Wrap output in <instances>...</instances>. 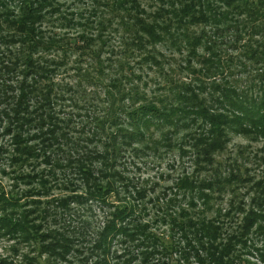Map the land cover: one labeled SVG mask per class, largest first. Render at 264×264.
I'll list each match as a JSON object with an SVG mask.
<instances>
[{
    "label": "trees",
    "instance_id": "obj_1",
    "mask_svg": "<svg viewBox=\"0 0 264 264\" xmlns=\"http://www.w3.org/2000/svg\"><path fill=\"white\" fill-rule=\"evenodd\" d=\"M72 1L74 4L75 0ZM108 1H112V6L110 2L100 4V9L109 8L110 10L108 24L112 25L115 21L118 22L123 27V34L128 35L124 53L120 56L115 55L113 52L110 54L106 52L108 41L101 35V28L106 23L104 20L105 15L103 12L100 13L97 10L98 8L95 4L92 6V12L94 11V13L88 14L84 10L85 13L79 12L64 17L65 11L69 7L62 11L63 5L50 4L47 0H17V2L16 0H2L0 2V71H3L7 75L5 76V80L8 82L13 81L10 75L16 74V83L21 91L19 94L21 100L9 106V109L12 110V113L9 115L18 117L15 122L13 121L15 126L19 125L18 127H23L33 119H36L38 122L49 120L47 127L53 128L55 132V129L59 127V119L51 113L58 112V108H67L65 106L66 103H70L69 105L72 110L76 109V111L82 112V109L77 108V105L71 102L73 100V93L70 88L66 86L62 87L59 84V86H55L57 83L53 79L64 76L68 77L70 81V79L75 78L74 76L77 75L78 78L85 79V86L96 87L98 79L101 76L108 74V72L111 74L109 85L106 87L107 92L105 93L108 108L103 112L102 119L92 118L88 114L89 111L88 113L85 111L87 113L85 114L87 123L83 126L88 129L94 144L101 145V151H97L88 160L92 161L91 164L94 161H98L99 167L103 169L102 172L109 177L106 188L97 186L98 183L94 181V177L88 176L90 170L82 169L83 172L80 173L81 178L83 181L85 180L90 188L93 187L92 191L95 194L89 199L100 200L106 203L105 199L108 192L105 191L109 190V192L117 194L123 192L119 191L117 186H113L117 183L116 177H121L122 175L120 172L117 174V172L112 173L109 171L121 157H125L119 151L131 154L132 158L147 156V151H151V148H153L151 152L157 155L158 158H161L164 154H168L170 151H177L180 161H184V158H191L195 169H198L202 163L211 164V155L223 149L222 139L230 131L246 137L264 139V5H261L258 0L255 2H248L250 0H234L236 3L231 11L236 15L245 17L241 35L237 36V32H231L224 27L216 28L213 20L208 21L203 18L200 12L197 15H193L195 11L193 7L192 10L191 8H184L178 14L176 10L169 12L171 15L167 18L170 19V22L165 23L162 21V26H160L154 21H147L149 16L146 10L142 8L141 2L143 0ZM157 1L160 4L164 0ZM217 1L216 3L221 4L222 6L220 7H223V10L217 13L219 18L218 20L214 19V21L216 24L220 23L217 24L218 26H224L231 13L227 10L230 6H225V2L221 0ZM247 2L251 3L254 9ZM209 3L200 4V8L203 5H209ZM256 5L262 6L260 11L259 9L256 10ZM16 10L18 11L17 14L15 13ZM132 13L136 16H133ZM199 19H201L200 23H203L205 26L214 27L223 36L227 34L231 38L232 36L236 37L232 38L233 42L238 41V37H240L238 41V44L242 47L240 53L225 59L226 62L223 64L220 60L216 62L214 57L219 42L212 40V38H217V36L209 39V33L203 32V37L195 36L192 40H188L186 34H184V29L188 30V27L197 24L200 21ZM93 22H97L94 28L90 31L85 30V33L81 32L78 34V37L72 36V39L60 35V32H57L56 28V26L63 27L67 23L68 27L77 30L83 27V25H91ZM95 28L97 29L96 32L92 31ZM140 33L141 37H138ZM62 39H66L67 42L64 43ZM184 40H187V44ZM139 41L142 43V47H147L148 44L161 43L174 47L175 41H180L194 52L200 49L210 57L209 59H203L205 74L218 70L219 76L224 77L227 70L238 69L239 71L247 72L252 68L256 76L245 89H240L239 83L236 81L229 84L224 83L227 82L228 78H223V83H220V77L215 81L209 82L201 78L196 79L194 80L196 86L191 88V86L181 87L173 85L164 78L163 73H160L158 77L161 78L162 76L163 80L157 81V88L168 93L170 100L167 99L169 101L165 100V98H157L156 100L151 99L149 103L145 101L139 104L138 107L126 106V102L128 101L131 102L133 99L134 101H138L137 95L139 92L135 87L147 85L145 82L146 78L142 75L144 70H151V66H156L157 69L163 67L157 60L158 54H154L157 52L154 51L146 53L144 58L135 64V66L127 63V54L129 52L141 50V46L138 45ZM16 45L20 47L16 49ZM221 45L223 47L230 46L226 42H223ZM64 47L72 51L74 56L77 54L78 60H75V62H72V59L69 60L63 51ZM99 47H102V49H99ZM95 48H98V50H94ZM28 50L30 51L29 56H27ZM37 52L40 54H35ZM30 54L33 56L31 57ZM54 54L62 56L59 59L48 60L47 56ZM106 54L112 60H109V58L103 59L102 57L106 56ZM35 55H39L42 58L40 60L39 58H34ZM87 58L92 61L89 65L84 62ZM108 63L111 64V67ZM71 71L73 74L70 73ZM46 77H49V79L45 81ZM21 78L23 81L33 82V84H26L25 86L24 82H18ZM39 89H41L42 103L37 102V106L42 107L48 102L46 104L48 113L44 117H40L36 114L35 110H32L33 99L28 101L27 97L28 92L32 96H35V93H40ZM204 92L210 95H208V99L201 101V95ZM53 104L58 105L57 108L55 106L52 108ZM219 111L223 112V114H219ZM25 115L27 117H24ZM80 116L81 114H77L73 117L78 118ZM125 116L131 117L128 125L126 124ZM68 121L70 122L71 120ZM106 124L107 126H105ZM193 125L195 129L202 131V136L198 138L192 136L191 128ZM109 131L111 132L110 135ZM153 131L158 134L157 139L153 138ZM71 132L72 128H67V124H65V132L62 136L65 133L69 136ZM45 140V138H40V145ZM14 142L17 145L16 151L18 153L14 157V163L19 165V168L26 167L27 162L35 159V155L32 153L33 149L25 146L23 134H20L16 138L14 137ZM136 145L143 146L142 150H137L135 148ZM188 149L192 152H189ZM192 155H194V158H192ZM84 160V157L76 155V159L71 161V165L81 167ZM30 167H33V163ZM193 173L195 172L186 171L176 180L174 187L177 189V192H183L182 198L185 199L179 207L172 206V204L177 205L175 203L177 198L160 203L158 201L159 197L150 195L158 201L157 205H154L153 219L155 220L154 223L158 224L159 229L166 226L167 230L170 229L172 231L179 226L183 233L182 237L185 238L184 240L187 239L188 234L193 230L199 233L198 238L195 236V242L198 246L196 249L198 254L195 256V259L202 261L203 259L199 254L200 250H203L207 255L218 252L221 246H215L217 234L218 232H224V235H227L222 227L228 226L229 222L220 223L218 219L221 213L218 211L217 216L209 223H204L201 219L197 220L195 218V211L197 212L200 203L204 209H211L209 205L211 201L210 192L214 191V185L210 181H204L197 185L192 180L191 176ZM28 180L29 178H25L24 180H19V182L23 181L26 184ZM232 182L231 178H228L224 181L219 180L217 185L224 188L231 185ZM144 188L143 186L134 187L133 194H125L126 205L122 206L124 208L113 212V220L107 226V230L99 234L97 241L99 247H107V245H111L113 239L122 237L125 240L119 243L124 242L127 243L128 247H135L136 249L140 247L142 248L141 250L145 251L146 256L143 258V261L147 262L153 259V255L155 256L159 253L158 250L162 246V243L159 238L156 239L155 234L150 232L148 234V241L139 239L141 237L140 234L149 227L148 224H145L144 219L139 217V211L144 217L146 215L147 217H151L150 212L148 213L145 207L146 202L143 204ZM129 189L130 187L127 186L125 192L129 193ZM196 197L197 202L195 201ZM257 201L258 198L252 199L253 204ZM5 205H3V208H0L4 211L3 213H13L9 209H14L15 204L7 202ZM48 208L47 204L35 208L40 224L35 225L30 223L27 216L28 213L23 214L20 220L16 222H13L9 218L6 221L7 223L5 222V225H3L7 229L5 233H9L11 236L23 237L27 241L33 235L30 234L33 231L38 233L46 231L47 234L48 231L54 232L55 230L50 229L49 226L47 227V218L52 216L56 225H59V229L63 231L64 225L62 223L64 219L61 215H52L53 211H47ZM257 208L260 211L259 213L251 211L246 217L245 224L241 228L243 231L241 234H237L231 238L227 235L228 240L222 246V251H225V255H229L233 251L230 243L234 245V242H244L246 239L244 232L250 233L259 221L264 222V198ZM230 209L227 213L226 211L224 212L226 213L225 216L229 212V216H231L235 209L236 211L244 210L240 207L234 208V205ZM58 217L59 219L57 220ZM3 219H6V217ZM259 230L261 233L264 232V227ZM50 237L45 234H40L39 236L42 242L48 243L49 241L48 247L47 245L45 246V249H48L49 252L65 250L67 248L66 245L69 248L72 246L69 238L63 237V234H60V232H54ZM147 249H150V251ZM164 249L166 250L167 248ZM189 249L181 253L184 259L187 258V255H190L191 247ZM222 260L223 256H220V258L213 259L212 261L217 264V262H222Z\"/></svg>",
    "mask_w": 264,
    "mask_h": 264
},
{
    "label": "rangeland",
    "instance_id": "obj_2",
    "mask_svg": "<svg viewBox=\"0 0 264 264\" xmlns=\"http://www.w3.org/2000/svg\"><path fill=\"white\" fill-rule=\"evenodd\" d=\"M47 1L50 4L63 5V7L61 6L62 11L69 7L68 10L72 12L65 11L64 17L79 12L85 13L84 10L88 14L94 13V11L92 12V6L95 4L98 8L97 10L100 13L103 12L105 15L104 20L106 23L101 28V35L108 41L106 52H109L108 54L113 52L117 56L124 53L128 35L123 34V27L118 22L115 21L112 25L108 24L110 20L109 8L100 9L101 3H111L112 1L75 0L74 4L78 6L74 5L72 0ZM221 1L225 2V6H230L227 10L231 12L224 26H218L217 24L220 23L216 24L214 21V19L218 20L219 18L217 13L223 10V7H220L222 5L216 3L218 2L217 0H164L160 4H158L157 0H143L141 5L149 16L147 21H154L160 26H162V21L165 23L170 22V19L167 18L171 15L169 12L176 10L178 14L184 8H191L192 10L193 7V10H195L193 15H197L200 12L203 18L208 21L213 20L216 28L224 27L231 32H237L236 35L240 36L245 17L236 15L231 11L236 3L234 0ZM251 1L255 2L256 0L248 2ZM258 1L261 5H264V0ZM208 2H210L209 5H203L200 8V4H207ZM248 5L254 9L251 3H248ZM261 7L256 5V10L259 9L260 11ZM15 13L17 14L18 11L16 10ZM133 16L136 15L133 14ZM199 20L197 24L190 25L188 30L184 29V34H186L188 40H192L195 36L203 37V32L209 33V39L217 36L218 39L212 38V40L219 42L214 57L216 62L220 60L223 64L226 62L225 59L240 53L242 49L241 45L238 44L240 37H238V41L233 42L232 38L236 37L232 36L231 38L227 34L223 36L222 33H218L217 29L205 26L203 23H200L201 19ZM96 24L97 22H93L91 25H83V27L77 30L68 27L67 23L63 27L56 26V28L57 32H60V35L72 39V36L78 37V34L81 32L90 31ZM96 30L95 28L92 31L96 32ZM138 37H141V33ZM62 41L64 43L67 42L66 39H62ZM184 41L185 43L187 42V40ZM223 42H226L230 46L223 47L221 45ZM138 45L141 46L140 51L129 52L127 54L128 64L135 66V64L144 58L146 53L154 51L157 52L154 54H158L157 60L163 67L157 69L156 66H151V70H144L142 75L146 78L145 82L147 85L136 86L135 88L139 92L137 95L138 101H134V99L131 102L128 101L126 102V106L138 107L139 104L145 101L149 103L151 99L156 100L157 98H165V100L169 101L168 93L157 88V81L163 80L162 76L161 78L158 77L160 73H163L164 78L173 85L181 87L191 86V88L196 86V83H194L196 79L201 78L209 82L215 81L220 77L218 70L205 74L203 59H209V55L204 54L200 49L194 52L180 41H175L174 47L163 43L148 44L147 47H142L140 41ZM19 47V45H16L15 48L18 49ZM99 49H102V47H99ZM94 50H98V48ZM63 51L69 60L72 59V62L78 60V55L75 54L76 56H74L73 52L66 47H64ZM29 53L30 51L28 50L27 56H29ZM35 54L40 53L37 52ZM30 56L32 57L33 55L30 54ZM61 56L54 54L47 57L48 60L52 61L56 58H61ZM34 58H39L40 60L42 57L35 55ZM102 58L107 59L109 56L106 54ZM109 60L112 59L109 58ZM84 62L89 65L92 61L87 58ZM108 64L111 67V64ZM70 73L73 74L72 71ZM110 75V72H108V74L101 76L98 79L96 87L85 86V79H80L77 75L74 76L75 78L70 79V81L68 77L64 76L53 79L57 83L55 86L61 85L62 87L66 86L70 88L73 93V100L71 102L77 105V108L82 109V112L76 111V109L72 110L69 105L70 103H66L65 106L67 108H58V112L51 113L59 119V127L54 132L53 128L47 127L49 120L38 122L36 119H33L23 127H18L19 125L15 126L13 121L15 122L18 117L9 115L12 113L9 106L21 100V96L19 95L21 91L16 83L17 75H10L13 81L8 82L5 80V76L7 75L3 71H0V208L6 206L5 203L7 202L15 204L14 209H9L13 213L5 214L0 209V264H216L212 260L220 258V256H223V260L222 262L216 261L217 264H264V232L261 233L259 230L264 227L263 221H259L250 233L244 232L246 237L244 242H234V245L230 243L233 251L229 255H225V251H222V246L226 243L228 237L231 238L243 232L241 228L244 226L245 219L249 213L251 211L260 212L257 206L264 198V139L246 137L230 131L222 139L223 149L211 155V164L202 163L198 169H195L191 158H184V161H180L177 151H170L161 158H158L157 155L151 152L153 148H151V151L146 150L147 156H137L136 158H132L131 154L125 151H119L125 157H121L109 171L112 173L117 172V174L120 172L122 176L116 177L117 183L113 186H117L118 190L123 192L117 194L109 192V190L105 191L108 192L105 199L106 203L100 200L89 199L95 195L92 191L93 187L90 188L85 180L83 181L80 173L85 169H89L90 173L88 176H93L94 181L98 183L97 186L104 188L107 187L109 177L102 172L103 169L99 167L98 161H94L91 164L92 161L88 160L97 151H101V145L94 144L88 129L83 125L87 123L85 114L88 111L90 117L101 120L103 112L108 108L105 93L107 92L106 87L109 85ZM255 76L256 74L252 71V68L247 72L233 69L227 70L224 77H220L219 82L223 83V78H228L227 82L224 83L229 84L236 81L239 83L240 89H245L251 84ZM47 79L49 77H46L45 81ZM18 82H24L25 86L26 84H33V82L23 81L22 78ZM39 91L40 93H35V96H32L28 92L27 97L28 101L33 99L32 110H35L36 114L40 117H44L48 113L46 108L48 102L42 107L37 106V102L42 103L41 89ZM208 95L210 94L204 92L201 95V101L208 99ZM120 105L122 106L121 103ZM54 106L57 108L58 105L53 104L51 107L53 108ZM218 113L223 114L221 111ZM77 114H81V116L74 118L73 116ZM24 117L27 116L25 115ZM68 120L71 121L69 122ZM125 121L128 125L131 117L125 116ZM65 124H67V128H72L69 136L66 133L62 136L65 132ZM20 134H23L25 146L33 149L32 153L35 155L34 160L26 163L27 168H19V165L14 163V157L18 153L16 151L17 145H15V142L13 143V138L18 137ZM110 134L111 132L109 131ZM191 134L195 138L203 135L200 129L194 128V125L191 128ZM40 138L46 139L41 145ZM153 138H158V134L155 131H153ZM73 142H75L74 145H72ZM142 147L141 145L135 146L137 150H142ZM188 150L192 152L190 149ZM76 155L82 156L85 159L81 167L71 165V161L76 159ZM192 158H194V155H192ZM32 163L33 167H30ZM186 171L195 172L191 177L197 185L204 181H210L214 185V191L210 192L211 201L209 205L211 209H204L200 203L197 212L194 210L195 218L197 220L201 219L204 223H209L217 216L218 211L221 213L218 221L220 223L229 222L230 225L222 227L228 237L224 235V232H218L217 234L215 246H221L218 252L207 255L203 250H200L199 254L203 259L202 261L195 259V256L198 254L195 236H197L196 238L199 237V233L196 230L188 234L187 239L184 240L185 238L182 237L183 233L179 226L172 231L170 229L167 230L166 226L159 229L158 224L154 223L155 220L153 219L154 205H157L158 201L162 203L165 200L177 198L175 201L177 205L172 204L175 207H179L185 201L182 198L183 192H177L174 186L178 177ZM25 178H29L26 184L23 181L19 182V180H24ZM228 178H231L233 181L231 185L224 188L217 185L219 180L224 181ZM133 185L135 188H138V186L145 187L143 204L146 202L145 207L148 210L147 212L151 214V217H147V215L144 217L139 211V217L144 219L146 225H149L147 230L140 234L141 237L139 239L148 241V234L151 232L162 243V246L158 250L159 253L155 256L153 255V259L147 262L143 261V258L146 256L145 251L141 250L142 248L140 247L138 249L128 247L127 243L124 242L119 243L125 240L122 237L113 239L111 245H107V247H99L97 242L99 234L106 231L107 226L112 222L113 212L124 208L122 206L126 205L125 194H133ZM127 186L130 187L129 193L125 192ZM150 194L159 197L160 200L158 198L157 201ZM254 198H258V201L253 204L252 199ZM195 201H198L197 197ZM43 204H47L49 207L47 211H53L52 215H61L64 219L62 223L64 225L63 231L59 229V225H56L53 216L47 218V227L49 226L50 229L55 230L54 232H60V234H63V237L69 238L72 243L71 248L66 245L67 248L65 250L50 252L48 249L46 250L45 246L47 245L48 247L49 241L48 243L42 242L39 236L40 234H45L51 238L50 236L54 232L48 231L47 234L46 231H41L40 233L33 231L30 233L33 235L27 241L23 237L11 236L9 233H5L7 229L3 225H5V222L9 218L13 222H16L26 213H28L27 216L30 223L35 225L40 224L35 208L41 207ZM232 205H234V208L240 207L244 210L236 211L235 209L231 216H229L230 212L225 216L228 210H231ZM225 211L226 213H224ZM201 212L202 214H200ZM4 217L6 219H3ZM189 247H191L190 255H187V258L184 259L181 253L185 250H190ZM164 248L167 249L165 250ZM150 249L147 250L150 251Z\"/></svg>",
    "mask_w": 264,
    "mask_h": 264
}]
</instances>
